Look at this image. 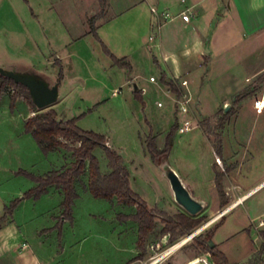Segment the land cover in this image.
<instances>
[{
  "label": "rangeland",
  "instance_id": "obj_1",
  "mask_svg": "<svg viewBox=\"0 0 264 264\" xmlns=\"http://www.w3.org/2000/svg\"><path fill=\"white\" fill-rule=\"evenodd\" d=\"M137 1L114 0L117 3L115 12ZM90 12L91 0H0V68L16 66L18 73L35 76L37 83L48 79L56 84L59 80L58 99L52 105L58 120L78 118L77 126L82 130L104 136L105 146L122 158L129 172L130 189L149 208L170 218L178 214L190 217L175 203L161 162L165 161L179 175L187 173L198 177L209 152L203 135L210 138L215 149L221 143L223 125L236 119L239 137L246 140L249 127L255 121H262V116L256 115L249 107L246 95L237 100L243 93L236 95L224 88L218 90V95L204 97L203 101L198 86L190 93L189 114L180 116L174 101L176 94L166 86L161 87L160 72L166 71L173 59L191 44L193 34L173 20L162 21L159 44L157 40L149 42V37L158 33L157 21L144 5L136 8L135 13H140L139 16L132 13L114 16L109 24L97 30H92L89 25ZM112 56L127 62L130 70L115 65ZM164 56L168 58L166 63L163 62ZM151 77L155 82L150 81ZM182 80H186L189 86L185 76L167 79V82H171L179 93ZM132 83L142 93L136 94ZM17 94L18 90L10 88L0 97V213L18 199L9 218L26 236L31 248H36L42 241L49 246L46 248H54L58 244L56 235L62 234L75 241L85 239L83 248L88 250L94 246L108 251L125 248L130 264L138 254V225L118 216L133 214L135 208L125 207L116 199L109 202L94 199L84 189L87 176L76 183L79 198L73 205L72 221H64L60 229L56 228L54 220L59 224L61 197L58 202L55 196L45 195L37 200H20L34 183L18 175L19 171L42 176L64 168L72 158L66 151L50 157L41 153L32 137L24 133L23 124L34 115L33 110L43 113L52 110L51 105L43 109L32 108L21 96L12 108L10 97ZM183 119L192 121L193 128L184 134L176 130L169 156L160 154L152 160L146 152L145 140L153 138L161 152L168 131L173 125L178 127ZM94 155L101 173H108L103 150L97 148ZM214 165L219 173L225 170V165L217 157ZM187 191L192 195L188 188ZM207 195L213 202L215 195L211 192ZM207 203L205 209L194 217L202 221L199 226L188 234L177 236L172 244L169 234H161L164 225L157 218L154 231L146 239L142 262L148 264L159 259L157 264H184L189 259L206 257L214 264L199 242L203 240L202 235L214 230L215 225L199 231L162 258L170 248L208 222ZM215 213L218 215L219 212ZM245 223L246 217L240 207L227 217L224 230L238 229ZM52 226L53 230L47 229ZM45 234L49 236L45 237ZM37 237L43 240L39 242ZM241 238L244 237L236 241ZM115 259L118 258L112 257L113 264L119 262Z\"/></svg>",
  "mask_w": 264,
  "mask_h": 264
},
{
  "label": "crops",
  "instance_id": "obj_2",
  "mask_svg": "<svg viewBox=\"0 0 264 264\" xmlns=\"http://www.w3.org/2000/svg\"><path fill=\"white\" fill-rule=\"evenodd\" d=\"M103 1L100 4L99 0H91L89 25L92 30L109 24L114 16L131 13L139 16L140 13H135L136 8L143 5L149 11L151 7L155 8L160 16L170 14L172 18L167 21H175L180 27L188 29L193 37L191 44L180 52V56L173 59L171 66L166 71L161 70L160 78L164 76L167 81L185 76L190 83L188 86L187 82L189 93L198 86L203 101L204 97L218 95V90L224 88L236 95L243 93L247 96L249 107L255 110L256 115L262 116V121H255L249 127V137L246 140L239 137L240 128L236 119L225 123L220 156L216 154L210 138L203 135L209 152L198 177L187 173L179 175L176 169L170 168L177 174L183 186L190 190L191 196L204 204L203 210L209 202V210L206 211L209 213L208 222L199 230L215 225L214 230L209 231L210 237L206 233L204 238L216 246L228 264H264V252H260L261 246H264V226L257 228L258 221H264V107L261 112L255 109L259 100L264 101V0H138L125 5L119 9L120 12H115L117 3L114 0ZM185 8L191 9L189 23H184L179 16ZM161 25L162 20L157 29L158 44ZM167 61L168 58L164 56L163 62ZM155 62L157 63L156 60ZM3 70L36 81L35 76L18 73L16 66L8 65ZM151 82H155V79ZM41 84L47 88L57 87L55 103L58 99L59 83L54 84L47 79L41 80ZM161 87L164 88V85L161 84ZM139 92L142 93L140 90ZM216 157L225 165V170L220 172L225 206H221L215 182ZM210 192L215 195L213 202L207 198V193ZM49 196H55L56 202L61 197L53 189L45 195ZM233 204L234 207H231ZM240 207L245 214L246 223L238 229L224 230L227 217ZM215 212H219L218 215ZM2 214L3 211L0 217ZM59 222L64 224L63 220ZM54 223L58 222L54 220ZM53 227L47 229L53 230ZM245 232L246 236H243ZM49 234H45V237ZM240 237L244 238L237 242L236 239ZM37 238L39 242L43 240ZM56 239L58 244L54 248H46L49 246L44 245L43 241L36 248H31L26 236L7 218L0 224V264H113L112 257L118 258L115 259L119 260L117 264H129L125 248L108 251L94 246L88 250L83 248L85 239L75 241L62 234L56 235ZM138 254L132 258L130 264H144L143 258L137 259Z\"/></svg>",
  "mask_w": 264,
  "mask_h": 264
},
{
  "label": "trees",
  "instance_id": "obj_3",
  "mask_svg": "<svg viewBox=\"0 0 264 264\" xmlns=\"http://www.w3.org/2000/svg\"><path fill=\"white\" fill-rule=\"evenodd\" d=\"M103 4V0H99ZM106 53H109L104 48ZM113 63L120 68L130 69L129 64L123 63L121 60L112 56ZM59 79H62V70L59 72ZM160 82L162 85L174 94H178L173 88L171 82H167L164 76H161ZM59 83V80L57 81ZM10 88L19 91V94L10 97L11 107L15 105L18 97H24L30 107L35 108L31 98L27 95L26 88L21 84L14 83L13 80L0 75V97L8 92ZM139 94L140 92H135ZM245 97L244 94L239 95L237 100ZM141 99V96L138 95ZM30 118L24 121V133L29 134L41 153L47 156L50 153L66 151L71 153V160L64 168L52 170L42 176L19 171L17 174L22 175L34 183V187L25 192L20 200L34 199L48 194L50 189L56 190L62 197L60 203V220L72 221V209L74 202L79 198L76 183L81 182L84 176H87L84 189L94 199L105 200L107 202L116 199L117 202L128 208H135V213L130 215H120L119 219L130 220L138 225V238L136 248L139 252L137 259H142L145 255V243L147 237L154 231L156 227L155 220L164 225L161 229V234H169V242L172 244L177 236H183L197 228L202 222L199 218L178 214L173 218L168 217L164 213L149 209L146 202L134 193L129 187V172L124 166L122 158L110 147H106L104 136L96 134L92 131L82 130L77 126L78 118H71L67 121L57 120V115L54 110H48L43 113H38L33 110ZM177 126L173 125L165 137L164 149L159 152L153 138L145 140V149L152 160L160 154H167L171 151L173 138ZM102 149L107 159L108 173L102 174L99 167V162L94 155V151ZM215 152L220 156V142L215 148ZM221 176L219 172H215V182L221 199V206L226 205L225 195L221 187ZM18 199L15 200L9 207H4L3 214L0 217V224L7 218L11 217ZM196 217V216H195ZM56 228H61V223H56ZM211 232H208L210 237ZM203 240L199 245L210 255L214 264H228L226 258L220 253L216 246H209L208 240L201 236ZM195 239V238H194ZM261 254L264 252V246H261Z\"/></svg>",
  "mask_w": 264,
  "mask_h": 264
},
{
  "label": "water",
  "instance_id": "obj_4",
  "mask_svg": "<svg viewBox=\"0 0 264 264\" xmlns=\"http://www.w3.org/2000/svg\"><path fill=\"white\" fill-rule=\"evenodd\" d=\"M0 75L13 80L16 84H21L26 87L29 90V94L34 105L39 109L46 108L55 101L57 89L56 86L47 88L41 83H37L36 81L29 78L19 76L13 72L5 71L2 68H0ZM132 87L134 92L139 91L135 83H132ZM160 166L162 167L164 175L170 184L175 203L189 216L195 217L200 214L204 208V204L201 201L194 199L190 195V193L181 183L177 174L167 165L165 161L161 162ZM193 236H195V234H192L191 238ZM207 243L209 246H213L210 240H208Z\"/></svg>",
  "mask_w": 264,
  "mask_h": 264
},
{
  "label": "built area",
  "instance_id": "obj_5",
  "mask_svg": "<svg viewBox=\"0 0 264 264\" xmlns=\"http://www.w3.org/2000/svg\"><path fill=\"white\" fill-rule=\"evenodd\" d=\"M150 12L155 16L156 21H157V29L162 21H167L169 19H171L172 17L169 16L167 13L166 14H162V16H160L159 12H157V10L153 7L150 8ZM191 9L190 8H185L184 11L180 12L179 16L181 18V20L184 23H189L191 20ZM162 18V19H161ZM157 40V34L151 35L149 37V42H155ZM155 46H157V44H155ZM154 79L151 78V81H153ZM180 84L182 85V89L180 90V92L178 94H176V99L175 102L177 104V113L180 116H187L189 114V103L191 101V96L189 91L187 90V81L186 80H182L180 82ZM256 106V104H255ZM259 108H257L258 110ZM192 121L190 120H181L179 122V125L177 127V132L179 134H184L189 132L192 129ZM264 226V221L260 220L258 221L257 224V228ZM208 256L210 257V255L208 254ZM159 261V259H154L152 260L151 263L149 264H156ZM185 264H211L209 262V260L206 257H201V258H195V259H191L188 262H186Z\"/></svg>",
  "mask_w": 264,
  "mask_h": 264
},
{
  "label": "bare ground",
  "instance_id": "obj_6",
  "mask_svg": "<svg viewBox=\"0 0 264 264\" xmlns=\"http://www.w3.org/2000/svg\"><path fill=\"white\" fill-rule=\"evenodd\" d=\"M263 107H264V101L263 100H259L257 103H256V107H255V109L257 110V108H259V112H261V110L263 109ZM234 205L235 204H233L231 207H234ZM230 207V208H231ZM223 214V212L219 215V216H221ZM200 230H198L197 232H195L194 234H196V233H198ZM191 239V236H189V237H187L186 239H184V240H182L180 243H178L177 245H175V246H173L172 248H170L163 256H162V258L163 257H165V256H167L170 252H172L173 250H175L176 248H178V247H180V246H182V245H184L186 242H188L189 240Z\"/></svg>",
  "mask_w": 264,
  "mask_h": 264
}]
</instances>
